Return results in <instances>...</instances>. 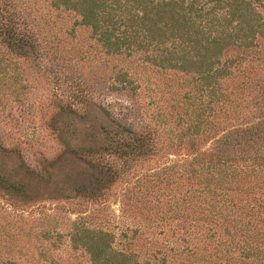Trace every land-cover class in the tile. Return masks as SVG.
I'll use <instances>...</instances> for the list:
<instances>
[{
    "label": "trees",
    "instance_id": "1",
    "mask_svg": "<svg viewBox=\"0 0 264 264\" xmlns=\"http://www.w3.org/2000/svg\"><path fill=\"white\" fill-rule=\"evenodd\" d=\"M49 9L73 13L114 59L107 89L138 95L150 80L156 105L147 119L131 102L103 107L94 143L72 145L55 117L102 87L98 65L81 54L74 91L52 89L41 113L62 149L35 160L26 138L0 135V155L17 159L0 165V264H73L53 253L61 237L81 264H264V0H0V98L22 93L17 65L41 60L38 36L54 39ZM133 62L174 74V88ZM63 155L81 167L54 184ZM30 179L60 196L38 198ZM113 202L118 214H99Z\"/></svg>",
    "mask_w": 264,
    "mask_h": 264
},
{
    "label": "rangeland",
    "instance_id": "2",
    "mask_svg": "<svg viewBox=\"0 0 264 264\" xmlns=\"http://www.w3.org/2000/svg\"><path fill=\"white\" fill-rule=\"evenodd\" d=\"M40 4L43 3L37 2V5ZM43 14H45L44 11H42V17ZM48 14L50 21L53 22L52 33L54 39L48 38V31L38 36L39 50L42 56L41 60L31 59L28 66H23L22 62L20 63L22 66L20 64L17 65L22 75L18 79L20 86L24 88H21L22 93L20 96H14L12 93H9L11 95H7V98H0V135L7 136L10 140L26 138L28 143H26V153L31 159L35 160H40L42 156L51 158L62 149L60 142L57 141L49 128L43 127L41 123V113L43 111H49L47 102L49 101V95L52 93V89L56 88L55 91L60 92L62 97L66 98L74 91V88H72V79L75 78L77 74L81 54L87 55L89 57L88 59L95 65V68L96 65H98L96 69H99L100 76L93 78V81L96 82V86L100 85L102 87L98 92L93 93V100H86L82 105L75 106V108H77L76 112L67 115H57L55 117L58 122L63 124L62 126H65V131H70L62 136L70 141L72 145L94 143L98 131H101V128L107 125L106 123L108 120L102 111L103 107L109 108V110L115 112L116 107L131 102L133 104V110H137V112L135 111V115H139L142 119H147L150 117L149 115L154 113L153 111L156 105L155 95L152 97V93L149 90L152 88L150 87V80L146 81L147 84L145 80L140 82L137 88V93L139 92L138 95L131 89H124L123 91H119L115 88L107 89L110 78L104 76L103 73L111 68L114 59L104 55L100 45L91 37L89 28L80 25L77 22V17L73 13L62 9H49ZM59 57H61V59H59ZM31 58H33L32 53ZM43 61L46 67L47 65L49 66V63L51 64V67L49 66L51 69H48V71H59V80L55 81L52 75L48 76ZM101 64H104L105 67ZM132 67L138 69V72L141 75L143 74L142 76L144 78L156 79V82L161 87L162 82L169 81L172 84L171 88H174V74L166 75L161 72L153 73V71L147 68L139 67L136 62L132 63ZM164 90H167V88L162 89V98L169 100L170 95ZM131 113H134V111H131ZM130 118L131 120H128V123H134L132 117ZM16 160V157L13 155H0V165L4 167H13ZM80 167V162L77 159L68 155H63L51 168V180L54 184H58L66 175L75 179L78 176ZM173 177L174 175L172 178ZM29 183L31 188L37 193L38 198L60 196V193H56L53 190V186L41 188L42 186L34 179H30ZM159 185L164 187L162 183ZM168 187L171 191L167 190V187H164L165 190H163V192L166 191L169 195L174 194V186L169 185ZM162 189L163 188L157 191H162ZM156 192L153 191L151 194ZM165 199L166 197L163 198V200ZM44 204L46 206L48 202H44ZM161 208H163V203H161ZM16 211L19 212L20 209ZM20 212H22V210ZM25 212L27 211L23 210L22 213L24 214ZM33 212H35V210ZM58 212L63 213V210L57 209V213ZM99 212V214L102 215L106 214L104 218L107 217V215L111 216L113 213L118 214V205L113 202L106 207V209L100 210ZM74 215L75 214L71 212L68 213V216L66 215L64 217L65 219L69 217L74 218ZM132 215L134 216V220H136L135 222L140 220L141 214L134 211ZM102 217L103 216L99 215L97 220L103 221ZM54 243L55 245L52 249L56 248L53 250V253L56 254L57 257H60L61 260L67 258L73 264L82 263L83 258H80V256L76 254V251V253L69 251L70 249L64 237H61L60 241H55ZM56 260L60 261L58 258Z\"/></svg>",
    "mask_w": 264,
    "mask_h": 264
}]
</instances>
